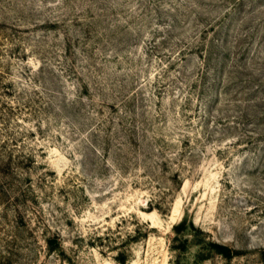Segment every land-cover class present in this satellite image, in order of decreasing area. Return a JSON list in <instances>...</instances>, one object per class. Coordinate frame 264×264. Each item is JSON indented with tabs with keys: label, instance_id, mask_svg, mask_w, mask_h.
Listing matches in <instances>:
<instances>
[{
	"label": "rangeland",
	"instance_id": "374dc122",
	"mask_svg": "<svg viewBox=\"0 0 264 264\" xmlns=\"http://www.w3.org/2000/svg\"><path fill=\"white\" fill-rule=\"evenodd\" d=\"M0 264H264V0H0Z\"/></svg>",
	"mask_w": 264,
	"mask_h": 264
},
{
	"label": "trees",
	"instance_id": "16d2710c",
	"mask_svg": "<svg viewBox=\"0 0 264 264\" xmlns=\"http://www.w3.org/2000/svg\"><path fill=\"white\" fill-rule=\"evenodd\" d=\"M215 247L219 253L225 254L226 253V246L221 244H215Z\"/></svg>",
	"mask_w": 264,
	"mask_h": 264
}]
</instances>
